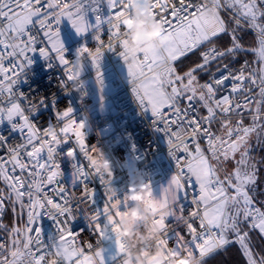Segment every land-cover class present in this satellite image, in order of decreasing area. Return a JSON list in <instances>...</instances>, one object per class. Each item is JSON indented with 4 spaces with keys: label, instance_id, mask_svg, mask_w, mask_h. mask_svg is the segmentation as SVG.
Instances as JSON below:
<instances>
[{
    "label": "snow or ice",
    "instance_id": "1",
    "mask_svg": "<svg viewBox=\"0 0 264 264\" xmlns=\"http://www.w3.org/2000/svg\"><path fill=\"white\" fill-rule=\"evenodd\" d=\"M88 2L89 0H72L69 4L65 0H47L48 9H59V11H45L40 6L41 0H0V45L12 49L7 53L8 56L19 55L31 63L25 54L36 51V38L27 31V26L33 23L34 17H40L36 23L43 30L44 37L51 45V51L56 54L62 65L69 66L71 62L65 57V44L60 30L54 25L58 24L62 17H67L76 33L88 31L92 25L87 23L82 11L83 5ZM259 2L264 3V0ZM91 3L96 4L98 0H91ZM107 5L109 9H115L107 18L109 32L119 37L126 28L130 29L132 26L133 8L131 5L125 7L122 0H107ZM169 5H171L170 8ZM150 7L163 26L159 37L162 47L159 49L153 47L149 53L134 57L137 67L133 69L131 64H126L127 75L132 80V92L136 98L142 105L146 103L157 120L164 123V130L169 134V147L174 150L172 154L175 155V152L180 150L187 154L183 162L180 158L177 159V173L171 177L167 187L163 188L162 195L156 197L152 194L149 200L151 221L161 226L162 233L167 228L166 217L174 215L183 221L184 209L176 210L173 202L177 200L178 193L185 188V178L194 177L199 186V195L193 199L194 211L188 214L189 220L185 225L191 239L187 240L184 235H180L178 239L181 241L184 253L190 258L191 264H202L204 257L231 243L232 240L228 239L229 232L235 236V242L240 245L243 255L247 258V264H258L249 246V233L242 230L241 224L251 220V227L264 234V210L254 206V197L250 195L257 183V171L255 165H250L248 162V139L250 135L257 132L258 128L264 129V124L259 123L261 118H264V67L247 75L241 69L239 75H221L219 79L213 78L210 82L203 84L199 83L195 73L206 69L209 64L218 59L234 54L242 47L234 32L230 47L220 50L212 44L214 39L229 30L226 20L221 16V12L225 9L240 10L241 15L249 20L250 26L258 30L259 47L252 51L257 53L261 61H264V25L257 23L260 17H264V10L259 9L258 0H247V2L245 0H205L199 5L179 0V7L173 0H151ZM193 7L195 11H189ZM209 7H214L217 12L211 26L203 16L204 10ZM93 11L96 9L93 8ZM169 11L175 18V23L167 18ZM101 21V16L97 15L96 25L99 26ZM235 23L239 26L240 19H236ZM6 33L8 35L5 38ZM94 39L101 44L104 42L99 33L94 36ZM143 43L141 41V44ZM204 45L211 46L200 53L202 62L195 64L182 74L179 73L176 62ZM127 47V39L120 38L108 50L119 48V55L123 58ZM104 52L100 53L99 59L89 58L96 69L97 83L101 87H103V75L100 66ZM40 53L47 58L49 50L40 48ZM4 58V53L0 52V75L3 76V79H0V96L7 92L8 96L5 99L10 106H0V116H6L8 120L19 116L23 123L14 127L27 129V140L16 148H9L10 155L7 159L0 156V179L6 181L8 188L11 189L9 199L12 194H15L16 202L20 204V207L29 209L28 223L30 225L38 219L40 210L45 207L50 212L54 210L60 216L71 215L72 209L68 205L75 194L63 197V203H59L45 191V185L55 183L62 175L60 164L56 161L57 146L68 141L71 136L75 137L80 151L87 158L88 145L86 139H81L85 137V131L77 129L80 121L73 117L72 107L57 113L64 122L57 128L56 138L50 139L46 129L40 131L31 123L21 104L16 102L13 85L17 81L7 75L10 69L4 67ZM12 67H19L22 71L25 65L13 64ZM227 67L228 65L225 64L224 68L227 69ZM257 71L260 73L259 77L256 75ZM66 73L68 80L71 81L72 74L69 67L66 68ZM13 75L17 73L14 72ZM229 78L234 81L231 94L217 98L220 86ZM257 79H259V100L254 96H245L242 101L235 98V94L241 91L250 93L252 89L245 87V83L256 84ZM182 98L188 101L184 108L180 106ZM193 101L199 102L207 115L189 118ZM241 109L255 113L250 126H244L242 118L233 121V116L242 115ZM167 116H171V119ZM217 121L223 130L221 135L211 130L212 124ZM185 124L187 127L184 126ZM173 125L176 126L175 131H173ZM199 137L206 138L207 149L201 146ZM189 140L194 145V150H190ZM29 146H31L30 151L27 150ZM45 151L47 152L46 160L41 158V153ZM74 151L69 148L67 156H74ZM237 153L240 154V159L236 160V167L231 172L225 169L226 174L221 179L217 168L221 158L227 162L229 159H235ZM25 156L27 161L24 159ZM9 164L12 165L11 173L13 174H9L7 167ZM88 166L96 173L102 174L98 164L92 163ZM17 169L20 170L21 175H15ZM25 170H28L27 175L32 178L31 183L24 178ZM88 174L83 167H79L73 174V180L75 181L77 176ZM55 191L62 194L65 188L59 186ZM25 196H27V205L24 203ZM87 198L91 200L92 191ZM4 199V196L0 195V216L4 212ZM127 201L126 195L122 201L116 197V193L109 194L108 202L103 208L107 224L115 234L118 254L123 256L126 244L119 233L117 217L122 203L125 209L127 208ZM99 216L100 211L97 210L91 219L95 221ZM196 217L203 222V228L200 224L197 225ZM66 225L67 221H64L59 228L58 237L51 242L50 250L55 252L58 264H105L104 250L102 248L92 250L91 244L87 245V250L77 249L76 237ZM2 227L4 225L0 224V228ZM96 228L102 236V226L97 223ZM12 232L15 239L12 240L11 249H8L6 244L0 243V264H47V253L50 250L42 251L49 246L43 243L40 228L17 227L13 228ZM167 242V239L159 241L165 246ZM33 245L36 247L34 248ZM5 252H8L12 258L8 259ZM123 264H131V261L125 259ZM149 264H156V262L150 260ZM259 264H264V257L260 258Z\"/></svg>",
    "mask_w": 264,
    "mask_h": 264
},
{
    "label": "built area",
    "instance_id": "2",
    "mask_svg": "<svg viewBox=\"0 0 264 264\" xmlns=\"http://www.w3.org/2000/svg\"><path fill=\"white\" fill-rule=\"evenodd\" d=\"M65 2L71 4L72 0H65ZM173 2L179 7V0H173ZM203 2L205 0H186V3H191L192 5H199ZM258 5L264 10V3H260L258 0ZM40 6L45 11H59V9H48L47 0H41ZM170 7L171 5H169ZM93 8L96 11H93ZM82 11L87 23L91 24L92 27L80 38L76 40L70 39V42L65 44V57L70 62L75 59L77 50L81 45L93 47L97 43L94 39L97 33L102 39L107 38L110 33L107 18L111 16L115 9H109L107 0H98L96 4L91 3V0H89L88 3L83 5ZM189 11H195V7L189 9ZM223 11L230 14L235 13L232 8ZM97 15L102 18L99 26L96 25ZM233 17L239 19L235 14ZM39 18L34 17L33 23L27 26V31L36 38V51H29L25 54L31 63H28L24 57L19 55L15 57L8 56L7 53L12 51V49L4 48L3 45H0V52H3L5 57L3 61L4 67L10 69L7 75L17 81L13 85L16 102L21 104L25 115L29 117L30 122L40 131L45 130L49 122L53 123L57 128L61 127L64 121L58 117L57 113L63 112L67 107H72L73 117L78 122L80 120L85 121L84 131L88 147L93 143L101 146L112 162L114 177L111 185L115 190L116 197L123 201L130 182L129 173L132 176L142 175L145 182L151 186L153 195L159 197L161 193L157 190L158 185L163 182L169 183L171 177L177 173V159L180 158L181 162H183L187 158V154L183 153L182 150L176 151L175 155L172 154L174 150L169 147V134L164 130V123L157 120L150 107L146 103L142 105L132 92V84L127 78V66L119 55L120 49L105 50L104 52L100 66V71L103 75V87L97 83L96 69L92 66L90 59L86 58L84 60V68L80 80L83 83H80V90L85 93V98L83 104H81L79 102L80 92L72 90V81L68 80L66 73L68 66L62 65L56 54L51 51V45L48 44L47 39L44 37L43 30L36 23ZM167 18L172 20L173 23L176 22L170 11L167 13ZM262 25H264V21ZM70 26L71 22L67 17H62L60 22L54 25L55 28L60 30L63 42L65 40L64 35L68 32ZM245 26L258 37L257 29L246 23ZM7 35L6 33L5 38ZM239 43L241 44V42ZM210 46H201V52ZM216 46L223 50L222 47ZM40 48L49 50L47 58L41 55ZM21 63L25 65L22 71L19 67H12L13 64L19 65ZM224 65L208 75L201 84L210 82L213 78L219 79L221 75H239L241 69L244 70L245 75L255 70L249 58H243L235 64H226L228 65L227 69L224 68ZM14 72L17 75H13ZM257 77L259 76L257 75ZM0 79H3L2 75H0ZM233 83L234 81L231 78L226 80L220 86L217 98L221 95H230ZM258 85L259 79H257L256 84H248L246 82L245 87H251L252 91L250 93L241 91L235 94V98L242 101L245 96H254L257 99ZM7 96V92L0 96V106H10L8 100L5 99ZM192 103L193 108L190 111L189 118L207 115V112L203 110L199 102L193 101ZM187 104L188 101L182 98L180 106L184 108ZM253 105L255 104L253 103ZM246 112L247 110L241 109L242 115L233 116L232 119L242 118L247 115ZM167 118L171 119V116H167ZM217 122L212 124L211 130L220 135L219 130L215 128ZM22 123L23 121L20 120L19 116L14 117L12 120H8L6 116H0V156L5 159L10 155L8 152L9 148H16L27 140V129L14 127V125ZM184 126L187 127L186 124ZM175 130L176 126L173 125V131ZM198 139L201 146L207 149L206 138L199 137ZM188 142L190 150H194L191 140ZM69 148L75 150L72 157L67 156ZM27 150L30 151L31 146ZM21 155L23 156V152H21ZM41 158L47 159L46 151L41 153ZM24 159L27 161L26 156ZM56 161L60 164L62 175L57 178L55 183L46 184L45 191L53 200L59 203H63V197L75 194L68 205L72 209L71 215L60 216L54 210L50 212L45 207L40 210L38 219L30 225L28 223L29 209L20 207V204L16 202L15 194H12L11 199H9L11 189L8 188L6 181L0 179V195L5 198L4 212L0 216V224L4 225V227L0 228V243L6 244L7 248L11 249L12 240L15 239L12 232L13 228L24 229L33 227L35 229L38 227L41 229L43 243L49 246L42 249V251H49L52 240L59 235L60 226L63 225L64 221H67V228L76 237L75 244L86 250L88 244L92 245V250L102 248L104 250L105 264H118L123 254H118L115 234L110 231V239L105 240L100 236L96 228L97 223L101 226L107 224L103 208L108 202L109 193L100 179L101 174L89 168V162L84 153L80 151L74 136L57 146ZM7 167L9 168V174H13L11 173L12 165L9 164ZM79 167H83L89 174L87 176H77L74 181L73 174ZM27 171L25 170L23 175L26 181L31 183L32 178L27 175ZM15 175H21L19 169L16 170ZM221 179L223 178L221 177ZM84 183L91 188V200L87 196L79 195L81 185ZM59 186L65 188L64 193L61 194L55 191ZM25 191H27L26 188ZM198 195L199 186L194 178L189 179L186 177L185 188L178 193V199L173 202V206L176 210L183 208L184 216H188L189 212L195 207L193 199ZM24 203L25 205L28 203L27 196H25ZM131 205L132 202L127 201V207ZM12 206L15 210L14 227H10L6 223L7 215ZM254 206L264 210L256 202H254ZM124 209L125 205L122 203L121 210ZM97 210L100 211V216L93 221L91 217ZM57 221L60 223L58 224ZM165 223L167 228L162 235L168 240L169 244L178 240L180 235H184L187 240L191 239L185 224L182 220L177 219L176 216L170 215L166 217ZM196 223L199 225L197 221ZM248 224L251 227V220L248 221ZM33 235H35L34 232ZM228 239L233 241V237L229 233ZM33 247L35 248L36 245H33ZM5 255L8 259L12 258L8 252H5ZM112 256H115V260L111 259Z\"/></svg>",
    "mask_w": 264,
    "mask_h": 264
},
{
    "label": "clouds",
    "instance_id": "3",
    "mask_svg": "<svg viewBox=\"0 0 264 264\" xmlns=\"http://www.w3.org/2000/svg\"><path fill=\"white\" fill-rule=\"evenodd\" d=\"M122 2L125 7L131 5L133 8L131 28H126L119 37L109 33L102 44L97 42L93 47L81 45L75 59L68 66L72 74V90L80 92L79 102L81 104L84 102L85 93L80 90V80L86 58L96 57L99 59L102 51L110 49L111 45L118 39L126 38L128 47L125 49L126 55L123 57V61L125 64H131L135 69L137 63L134 57L138 54L149 53L153 47L157 49L162 47L159 37L163 26L152 12L151 0H122ZM216 15L217 12L214 7L206 8L203 12V16L208 20L210 26L214 23ZM141 41L144 43L141 44ZM127 78L132 84V80L128 75ZM85 126V121L80 120L77 129L84 130ZM46 130L50 139L58 136L57 127L53 123L49 122ZM81 139H85V137H81ZM87 160L89 164L96 163L99 165L102 173L100 176L101 181L106 186L109 194H115L111 185L114 170L112 162L106 156L104 149L93 143L88 147ZM129 174L130 182L126 197L128 201L132 202V205L120 210L117 217L118 230L126 244L124 256L118 264H123L125 259L130 260L131 264H149L150 260L155 261L156 264H191L190 258L184 253L180 240L173 241L171 244L167 242L166 246L159 243L165 238L162 235L161 226L151 221L149 200L153 194L152 188L145 182L142 175L132 176L131 173ZM90 192L91 188L88 184L81 185L80 196H87ZM193 211L194 209L189 214ZM188 220L189 216H184L183 223L186 225ZM196 221L201 228L204 227L199 217H196ZM102 228V237L105 240L110 239L111 230L109 225L104 224ZM75 247L77 249L83 248L78 244ZM111 259L115 260V256H112ZM47 264H58V258L52 250L47 253Z\"/></svg>",
    "mask_w": 264,
    "mask_h": 264
},
{
    "label": "trees",
    "instance_id": "4",
    "mask_svg": "<svg viewBox=\"0 0 264 264\" xmlns=\"http://www.w3.org/2000/svg\"><path fill=\"white\" fill-rule=\"evenodd\" d=\"M228 29V32L221 34L218 38L214 39L212 44L221 46L223 48L230 47L232 45V40L230 36L231 31L229 25ZM242 43L243 49L241 51H237L230 56H225L212 62L204 70H198L195 75L197 76L199 83L206 79L208 75H210L220 66L224 64H235L241 61L243 57L249 58L254 63L256 52L252 51V49H256L258 47L259 43L257 36L248 29L244 28V32L242 34ZM200 53L201 48L195 50L193 53H189L186 57H183L177 61V71L182 74L189 68L194 67L195 64L201 63L202 61L200 59ZM219 125V122L215 124V128L217 130H219ZM252 145L256 147L260 146V150H253V157L251 160L254 161L256 165L255 167L259 173L257 175V188H262L264 187V131L261 132V130L258 131L257 129V132L254 134ZM244 231L251 233L249 232L248 227H245ZM202 264H247V258L243 255L240 245L234 241L204 257Z\"/></svg>",
    "mask_w": 264,
    "mask_h": 264
},
{
    "label": "rangeland",
    "instance_id": "5",
    "mask_svg": "<svg viewBox=\"0 0 264 264\" xmlns=\"http://www.w3.org/2000/svg\"><path fill=\"white\" fill-rule=\"evenodd\" d=\"M245 2H247V0H245ZM233 9V11L235 12L234 14H235V16H237L239 19H240V24H239V26H237L236 25V23H235V21H236V19L233 17V15L234 14H230V13H228V12H225V11H222L221 12V16L226 20V23H227V25H229V28H230V31H232V33L230 34V36L232 37V34H233V32L235 33V36L237 37V40L239 41H241L242 40V34H243V32H244V28H247V26H245V23L246 24H248V25H250V22H249V20L247 19V18H245L243 15H241V12H240V10H238V9H236V8H232ZM260 9V8H259ZM261 18V17H260ZM259 18V19H260ZM258 23V22H257ZM85 33V32H84ZM84 33H76V31H75V29H74V27L72 26V24H71V26H70V28H69V30H68V32L64 35V37H65V40H64V44H68L69 42H70V39H73V40H76V39H78V38H80ZM259 47V46H258ZM257 54V53H256ZM255 54V61H258V60H260L259 59V57H258V55H256ZM262 63H263V65H262V67H264V61H262ZM254 106V105H253ZM250 111L249 110H247V115L246 116H243L242 117V119H243V121H244V126H250L251 124L250 123H248L247 121H246V119L248 118L247 116H248V113H249ZM239 119H241V118H236V119H233V121L235 122L236 120H239ZM259 123L260 124H264V118H261V120L259 121ZM219 130H220V135L222 134V132H223V130L221 129V127H220V125H219ZM261 130V132H263L264 131V129H259L258 128V131H260ZM255 134V133H254ZM253 134V135H254ZM250 138V137H249ZM252 152H253V150H252V145L250 146V147H248V162H249V164L250 165H255V163H254V161H252L251 159H252ZM235 159H240V154L239 153H237L236 154V157H235ZM232 160L230 159V164L228 165L227 164V162H224L223 161V158H221V163H219L218 165H217V168H218V174L220 175V170L219 169H221L222 170V172H224L225 173V169L227 170V172H231V170H229L230 168L229 167H232V166H234V163H232L231 162ZM215 163V162H214ZM229 163V162H228ZM256 166V165H255ZM255 169H256V167H255ZM256 171H257V169H256ZM226 174V173H225ZM257 184V183H256ZM167 185H168V183L167 182H163V183H161V184H159L158 185V187H157V190H158V192L159 193H161V195H162V190H163V188H165V187H167ZM255 188V187H254ZM254 188H253V190L250 192V195H252V196H255V191H254ZM178 199V198H177ZM255 202V201H254ZM257 203V202H256ZM264 208V207H263ZM6 223L10 226V227H14L15 226V210H14V208H13V206L10 208V211H9V213H8V216H7V218H6ZM245 227H248V230H249V232H251V233H249V234H251V235H249V246L251 247V249L253 250V251H255V250H257L258 252H259V254H260V256H258L257 254L254 256L256 259H259L260 260V258L261 257H264V234L259 238L258 236H256L255 234H257L258 232H259V230L258 229H254V228H252V227H250L249 226V224H248V221H246V222H242V224H241V228H242V230L244 231V229H245ZM255 233V234H254ZM232 237H233V241L232 242H234L235 241V236L232 234L231 235ZM231 242V243H232ZM260 244V246H259V244Z\"/></svg>",
    "mask_w": 264,
    "mask_h": 264
},
{
    "label": "crops",
    "instance_id": "6",
    "mask_svg": "<svg viewBox=\"0 0 264 264\" xmlns=\"http://www.w3.org/2000/svg\"><path fill=\"white\" fill-rule=\"evenodd\" d=\"M259 6V5H258ZM259 8H260V10H262V8L259 6ZM263 21H264V17H261L260 19H258L257 20V22L259 23V24H261L262 25V23H263ZM247 29V28H246ZM231 33H232V31H231ZM235 34V33H234ZM258 38V37H257ZM238 42H241V46H242V48H241V50L243 49V43H242V40L240 41H238ZM258 46H259V44H258ZM221 47V46H220ZM223 48V47H222ZM258 48V47H257ZM223 49H225V48H223ZM241 50H239V51H241ZM238 51V50H237ZM236 51V52H237ZM235 52V53H236ZM257 55V54H256ZM228 56H230V55H228ZM243 58H247V57H243ZM242 58V59H243ZM241 59V60H242ZM251 61V60H250ZM252 62V61H251ZM238 63V62H237ZM253 63V62H252ZM253 65H254V68H255V70H258V69H260L261 67H262V65H263V63H262V61L261 60H258V61H255L254 60V63H253ZM257 73V75L259 76L260 75V73L257 71L256 72ZM260 99V96H259V92H258V94H257V100H259ZM252 108L254 109L255 108V105L254 106H252ZM204 111H206L205 109H203ZM255 113L253 112V111H250L249 113H248V118L246 119V121L248 122V123H250V124H252L253 123V121H252V116L254 115ZM220 132V131H219ZM254 134V133H253ZM250 135V138L248 139V147H250L251 145H252V142H253V138H254V135ZM255 149H257V150H260V146H254V145H252V150H255ZM232 161V163H234V166H232V167H229L230 169L229 170H233L235 167H236V160H238V159H231ZM229 162V163H228ZM227 164L229 165L230 164V159L227 161ZM221 172H220V177H222V178H224V176H225V173L224 172H222V170L221 169H219ZM259 173H258V171H257V175H258ZM194 178V177H193ZM194 180H195V178H194ZM257 185H258V182H257V184L255 185V188H254V191H255V196H253L254 197V201L255 202H257L260 206H262V207H264V187H262V188H257ZM229 234L230 235H232V233L231 232H229ZM255 234V233H254ZM256 236H258L259 238L263 235V234H261L260 232H258L257 234H255ZM263 237V236H262ZM252 252H253V255L255 256L256 254L258 255V256H260V254H259V252L257 251V250H255V251H253L252 250ZM257 260V262H258V264H259V259H256Z\"/></svg>",
    "mask_w": 264,
    "mask_h": 264
}]
</instances>
